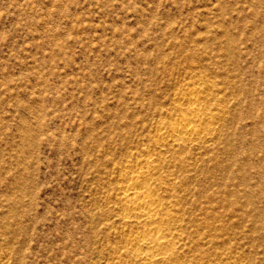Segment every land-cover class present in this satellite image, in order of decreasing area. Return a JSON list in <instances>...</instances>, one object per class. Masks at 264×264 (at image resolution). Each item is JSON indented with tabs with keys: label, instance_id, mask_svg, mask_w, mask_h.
Here are the masks:
<instances>
[{
	"label": "rangeland",
	"instance_id": "rangeland-1",
	"mask_svg": "<svg viewBox=\"0 0 264 264\" xmlns=\"http://www.w3.org/2000/svg\"><path fill=\"white\" fill-rule=\"evenodd\" d=\"M145 162L150 264H264V0H0V264H138Z\"/></svg>",
	"mask_w": 264,
	"mask_h": 264
},
{
	"label": "bare ground",
	"instance_id": "bare-ground-1",
	"mask_svg": "<svg viewBox=\"0 0 264 264\" xmlns=\"http://www.w3.org/2000/svg\"><path fill=\"white\" fill-rule=\"evenodd\" d=\"M196 96H198L197 88H191L186 98L188 102V115H183L181 116V118L174 120L167 126H162L158 129V134L161 137L169 139L168 141H170V143L174 146H179L185 143L187 140L198 138L201 134L198 127L204 122L203 119L199 116L200 107L196 103ZM193 100L194 102H192ZM151 168L153 167H150L149 163L147 162V164L145 165V170H139L137 172V175L132 176L133 173L131 171L125 172L122 175V183L124 184V188L122 189L123 202L121 205L123 211H125L127 214H129L128 212L133 213V218H135V222H138V224L144 223L145 225L150 226V228L144 229L141 232L137 231L138 233L132 236V240L137 245L136 248H138L139 253H142L143 255V257H141V260H139L140 264H150L151 262H153L154 258L157 259V251L160 250L161 254V250L171 247V240H169L170 237L169 239H166L165 237L167 234L172 233L171 229L166 228L164 230L163 228L161 229L157 226L158 222H160V220H163L162 217H164L159 216L158 213L160 207L163 204L157 196L152 195L153 189L149 188L150 184H147L148 179L146 178L147 176H150ZM157 208L159 209L157 210ZM165 214L169 213L166 212ZM126 218L128 219L129 217ZM164 219L167 218L164 217ZM137 253L138 252H136V254ZM162 260L164 261V263L168 262V260H166L165 258H162Z\"/></svg>",
	"mask_w": 264,
	"mask_h": 264
}]
</instances>
